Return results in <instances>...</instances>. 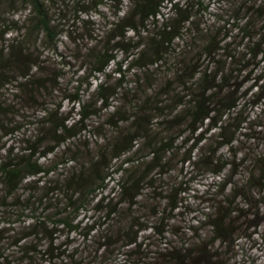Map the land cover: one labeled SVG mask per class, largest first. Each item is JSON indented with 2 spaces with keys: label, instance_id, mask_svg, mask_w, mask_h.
Wrapping results in <instances>:
<instances>
[{
  "label": "trees",
  "instance_id": "obj_1",
  "mask_svg": "<svg viewBox=\"0 0 264 264\" xmlns=\"http://www.w3.org/2000/svg\"><path fill=\"white\" fill-rule=\"evenodd\" d=\"M21 4L0 23V264H209L197 230L230 240L264 192V0Z\"/></svg>",
  "mask_w": 264,
  "mask_h": 264
},
{
  "label": "rangeland",
  "instance_id": "obj_2",
  "mask_svg": "<svg viewBox=\"0 0 264 264\" xmlns=\"http://www.w3.org/2000/svg\"><path fill=\"white\" fill-rule=\"evenodd\" d=\"M22 1L2 0L0 23L22 19L24 17ZM262 135L264 140V133ZM257 146L259 150L264 148L262 142ZM245 175L246 173L242 171L238 178L242 179ZM253 194L252 208H248V203L244 200H237V208L243 211L240 216L235 214L232 218L234 229L230 240L212 244L213 234L208 228L202 226L197 230V235L201 238L199 246L205 249L206 253L203 259L209 264H264V192L260 194L258 190H254ZM190 219L191 217L187 219V223ZM183 231L188 232L184 229Z\"/></svg>",
  "mask_w": 264,
  "mask_h": 264
}]
</instances>
